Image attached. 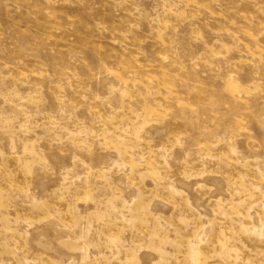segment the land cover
Returning a JSON list of instances; mask_svg holds the SVG:
<instances>
[{
    "label": "rangeland",
    "instance_id": "374dc122",
    "mask_svg": "<svg viewBox=\"0 0 264 264\" xmlns=\"http://www.w3.org/2000/svg\"><path fill=\"white\" fill-rule=\"evenodd\" d=\"M0 264H264V0H0Z\"/></svg>",
    "mask_w": 264,
    "mask_h": 264
}]
</instances>
